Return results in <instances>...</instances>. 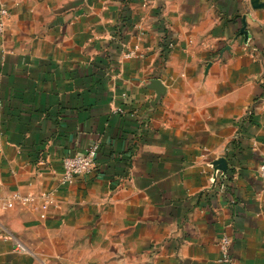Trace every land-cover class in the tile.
I'll list each match as a JSON object with an SVG mask.
<instances>
[{
	"label": "crops",
	"instance_id": "obj_1",
	"mask_svg": "<svg viewBox=\"0 0 264 264\" xmlns=\"http://www.w3.org/2000/svg\"><path fill=\"white\" fill-rule=\"evenodd\" d=\"M6 2L0 264H264V0Z\"/></svg>",
	"mask_w": 264,
	"mask_h": 264
},
{
	"label": "built area",
	"instance_id": "obj_2",
	"mask_svg": "<svg viewBox=\"0 0 264 264\" xmlns=\"http://www.w3.org/2000/svg\"><path fill=\"white\" fill-rule=\"evenodd\" d=\"M11 16L8 4L6 0H0V37L4 36L7 30L8 20ZM173 43L168 44V48L172 49ZM134 52L128 53L127 58L134 56ZM118 111L122 112L121 109ZM100 142H94L84 154L81 155H69L63 159V173L61 178V184L64 186L71 185L80 177H86L92 174L96 168V160L100 151ZM258 174L264 184V156L261 159V163L258 168ZM43 204L41 206L42 211L48 209L54 201L50 193L44 192L41 194ZM31 196L22 197L18 194H13L7 197H0V210H11L17 205H26L30 202ZM45 218V214L41 215ZM232 240L226 234H222L219 240V249L221 252L220 262L222 264H235L233 257L231 256ZM18 247H23L18 244Z\"/></svg>",
	"mask_w": 264,
	"mask_h": 264
},
{
	"label": "trees",
	"instance_id": "obj_3",
	"mask_svg": "<svg viewBox=\"0 0 264 264\" xmlns=\"http://www.w3.org/2000/svg\"><path fill=\"white\" fill-rule=\"evenodd\" d=\"M163 46H164V45H163ZM166 47H168V43H167V44H165L164 48L166 49Z\"/></svg>",
	"mask_w": 264,
	"mask_h": 264
}]
</instances>
